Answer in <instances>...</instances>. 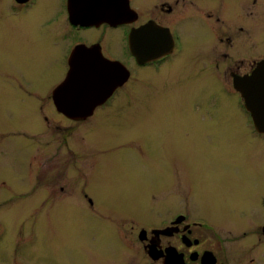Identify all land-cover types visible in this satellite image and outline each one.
Segmentation results:
<instances>
[{
	"label": "flooded vegetation",
	"instance_id": "1",
	"mask_svg": "<svg viewBox=\"0 0 264 264\" xmlns=\"http://www.w3.org/2000/svg\"><path fill=\"white\" fill-rule=\"evenodd\" d=\"M0 25L5 33L32 31L48 50L40 59L57 60L52 86L27 85V73L17 78L22 97L27 94L41 117V129L27 135L38 145L29 178L41 195L35 201L74 194L90 165V124L138 109L134 120L142 127L117 143L121 153L112 164L129 162L132 173H145L151 199L161 195L165 209L160 224L139 227H125L135 221L117 214L130 264H264V133L250 110L264 98L252 85L247 102L235 84L259 68L264 75V0H0ZM77 47L84 52L74 56ZM70 76V85L55 93ZM202 94L204 106L200 98L185 100ZM214 96L256 148L250 170L204 164L209 159L201 157L199 130L213 124L207 111ZM42 131L50 139L42 141ZM159 132L178 133L160 154L152 144ZM221 153L211 156L220 161ZM82 195L94 207L95 197L85 188ZM19 196L0 200V238L3 212ZM16 233L9 264H29L26 245L38 235L24 238V226Z\"/></svg>",
	"mask_w": 264,
	"mask_h": 264
},
{
	"label": "rangeland",
	"instance_id": "2",
	"mask_svg": "<svg viewBox=\"0 0 264 264\" xmlns=\"http://www.w3.org/2000/svg\"><path fill=\"white\" fill-rule=\"evenodd\" d=\"M47 51L32 31L10 30L5 33L0 30V200L12 194H21L19 197L23 198L3 212L6 233L0 238V264L11 261L13 247L16 246L14 234L23 226L24 238H28L32 231L38 235L32 245H26L29 264H130L127 245L117 226L129 228L131 224L136 227L160 224L165 209L161 195L156 200L151 199L145 173H132L129 162L112 164L117 161H113V157L121 153L117 151V143L128 139L132 130L138 132L142 127L134 120L138 109H125L117 114L118 118L110 116L96 125L90 124V165L74 194L44 203L35 201L41 195L35 194L29 178L31 161L38 145L33 137L27 135L41 129V117L38 109L27 104V99H24L27 94L22 97L17 78L22 81L27 73V85L39 89L52 86L58 80L55 74L57 64L52 63L57 60H54L55 56L51 62L41 60L42 53ZM198 95L187 96L185 100L193 102L200 98L204 106L205 95ZM226 100V97H220V103ZM23 101L26 102L23 104ZM213 102L207 111L213 124L210 127L201 124L199 130L201 157L209 159L204 164L213 168L228 166L234 170H245L248 167L250 170L257 154L255 146L237 132V125L231 118L232 111L223 104L224 108L219 105L215 96ZM190 127L196 133L194 127ZM225 134H229L226 144L221 142ZM175 137H163L159 132L157 139L152 137V144L158 146L160 154L161 145L172 144ZM40 139H50L49 132L42 131ZM189 142L192 143V139ZM214 151L225 152L217 154L224 159L216 160L215 155L211 156ZM93 158L96 160L92 165ZM176 162L177 158L174 159ZM190 163L196 166L194 162ZM221 179H224L222 174ZM245 181L242 179L234 188H241ZM82 188L95 197L94 207L83 200ZM117 214L123 217L130 215L136 223L129 221L124 227L123 223H117ZM135 258L139 260V256Z\"/></svg>",
	"mask_w": 264,
	"mask_h": 264
},
{
	"label": "water",
	"instance_id": "3",
	"mask_svg": "<svg viewBox=\"0 0 264 264\" xmlns=\"http://www.w3.org/2000/svg\"><path fill=\"white\" fill-rule=\"evenodd\" d=\"M84 52V48L81 47H77L72 55L76 56L78 54H83ZM73 76L67 77L65 79V81L59 85V87L56 89V92L65 90V87H67L68 85H70L69 83L72 81ZM236 86L237 88L241 91V93L243 94V96H245L246 101H250V95H253V91L250 89V87L252 85L257 86V95L255 96H259L260 98H264V75L261 74V69H257L253 76H251L249 79H240L238 81H236ZM256 102L259 104V106H255L253 108H250L254 121H255V127L257 128L258 131L263 132L264 133V101L262 100V102H260L259 100H256ZM257 104V105H258ZM66 111V110H65ZM88 109H84V110H72L73 113L75 112H87ZM68 112V111H66Z\"/></svg>",
	"mask_w": 264,
	"mask_h": 264
}]
</instances>
